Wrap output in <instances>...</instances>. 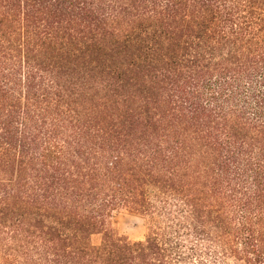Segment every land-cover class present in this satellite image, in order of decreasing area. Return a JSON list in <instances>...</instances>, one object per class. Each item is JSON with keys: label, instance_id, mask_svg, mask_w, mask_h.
<instances>
[{"label": "trees", "instance_id": "1", "mask_svg": "<svg viewBox=\"0 0 264 264\" xmlns=\"http://www.w3.org/2000/svg\"><path fill=\"white\" fill-rule=\"evenodd\" d=\"M0 264H264V0H0Z\"/></svg>", "mask_w": 264, "mask_h": 264}, {"label": "rangeland", "instance_id": "2", "mask_svg": "<svg viewBox=\"0 0 264 264\" xmlns=\"http://www.w3.org/2000/svg\"><path fill=\"white\" fill-rule=\"evenodd\" d=\"M110 223L118 236L131 240H141L146 234V219L124 208H118L112 212Z\"/></svg>", "mask_w": 264, "mask_h": 264}]
</instances>
